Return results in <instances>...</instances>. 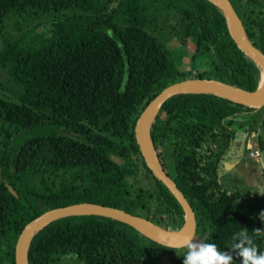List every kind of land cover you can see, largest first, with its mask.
<instances>
[{
  "label": "trees",
  "instance_id": "1",
  "mask_svg": "<svg viewBox=\"0 0 264 264\" xmlns=\"http://www.w3.org/2000/svg\"><path fill=\"white\" fill-rule=\"evenodd\" d=\"M233 1L241 6L243 0ZM154 7L183 13L182 45L194 38L196 56L210 57L218 80L257 90L258 67L207 0H0V73L15 84L11 92H0V264H16V244L29 222L73 204L123 209L172 230L184 225L181 206L146 166L135 138L148 104L186 75L148 29ZM47 15L53 17L36 25L50 26L41 43L29 45L25 35L6 32L11 18L20 32L21 20ZM248 34L264 53V20L255 19ZM255 111L213 95H181L164 104L152 130L155 147L197 215L196 235L222 251H230L242 228L250 236L264 229L258 215L264 205L223 189L218 174L221 155L236 138L234 126H243L238 119L262 128ZM259 114L264 124V108ZM35 131L48 134L20 142ZM258 142L264 152L262 136ZM132 176L139 186H129ZM164 213L172 215L173 228L164 223ZM253 239L264 252V236ZM177 251L112 219L71 217L34 238L29 261L54 264L76 257L79 264H156ZM181 251L172 264H183L186 248Z\"/></svg>",
  "mask_w": 264,
  "mask_h": 264
},
{
  "label": "water",
  "instance_id": "2",
  "mask_svg": "<svg viewBox=\"0 0 264 264\" xmlns=\"http://www.w3.org/2000/svg\"><path fill=\"white\" fill-rule=\"evenodd\" d=\"M215 5L225 18L229 34L245 56L256 64L260 71V83L255 91L228 84L217 79H185L162 90L145 108L135 126V138L146 166L160 181L181 206L185 222L177 230L162 227L144 217L131 214L123 209L90 202L78 203L66 207L48 210L29 222L23 229L15 248L16 264H30L29 252L34 238L52 223L71 217L97 216L126 224L145 238L170 249L185 248L187 239H194L197 234V215L176 182L167 174L155 147L152 130L164 104L174 97L190 94L217 96L235 104H240L256 111L264 108V53L250 40L248 33L230 0H207ZM117 163L122 162L114 157ZM227 166L232 165L226 163ZM12 193L17 196L12 188Z\"/></svg>",
  "mask_w": 264,
  "mask_h": 264
},
{
  "label": "rangeland",
  "instance_id": "3",
  "mask_svg": "<svg viewBox=\"0 0 264 264\" xmlns=\"http://www.w3.org/2000/svg\"><path fill=\"white\" fill-rule=\"evenodd\" d=\"M46 17L53 16L47 15L40 16L41 19L34 17L30 20H21L20 26L22 28V31L20 32L15 30V18H11V20L8 21L6 32L12 33L16 36L25 35L27 38L26 44L29 45L34 44L35 41L41 43L42 40H47V35L50 34V26H44L36 30V25L40 23L39 20H44ZM186 27L187 23L181 11L165 7H154L151 13V22L148 25L149 31L152 32L155 36H157L159 40L163 42L171 51L172 55L178 63L179 68L182 70L183 73L186 74L184 76L185 79H190L196 78L192 70H198L202 66L197 63L191 62V60H193L192 53L196 52V47L194 45L195 39L191 38L188 40V48H185V46L181 43L183 33L185 32ZM1 42L2 40L0 39V44ZM201 56L204 55H200V57ZM209 69L210 68L207 67V69L205 70ZM205 77L206 79H217V74L209 70L205 74ZM14 88L15 84L8 79L6 73L1 72L0 92H6L7 90H10L11 92ZM258 111H255L252 115H255V118L261 119L262 121L263 118H260L262 114L258 115ZM248 115L250 114L248 113ZM241 120L243 126H234V128L238 130V134L236 138H234L233 145L229 149L230 151L227 153L226 159H228L229 161H235L238 159L240 155L239 153H241V150L244 147H246L247 151L246 154L239 159L240 162L234 168V172L226 170L222 171L221 169V183H223L222 188L229 190L230 192H236L238 190L241 191L244 195L243 201L246 203L264 205V167L262 166L263 164H259L258 159L254 160L250 158V151L259 147L258 138L262 136L264 141V124L260 121L262 128L254 124V128L251 129V127H249L248 123L246 122L247 118L242 117ZM47 131L49 132V130ZM47 131H44L45 133L43 131H35L34 133H30L29 135H24V137L21 136L20 142H24L28 137L46 133L48 134ZM235 148L239 149V151H237ZM263 158L264 152L262 151V159ZM231 168L232 167L228 168L227 170H230ZM135 171L138 173V178H143L144 173L142 170L136 169ZM136 179L137 178L135 176L130 177L128 179L129 186L133 184H137L136 187L139 186ZM152 210H156L155 203L152 204ZM161 216L167 226H169L170 228H173V226H175V223L172 221V215L170 216L169 214L164 213ZM194 240L204 241L201 235H196ZM181 250L182 249H179V251H177L175 254H168L164 256V258H162L156 264H172L175 258L181 256ZM54 264H79V262L77 261L76 257H64Z\"/></svg>",
  "mask_w": 264,
  "mask_h": 264
},
{
  "label": "clouds",
  "instance_id": "4",
  "mask_svg": "<svg viewBox=\"0 0 264 264\" xmlns=\"http://www.w3.org/2000/svg\"><path fill=\"white\" fill-rule=\"evenodd\" d=\"M264 222V210L259 214ZM253 236H264V229H253ZM246 228H242L232 237L230 251H222L215 243H206L187 239L184 247L183 264H235L238 258L241 264H264V252H260Z\"/></svg>",
  "mask_w": 264,
  "mask_h": 264
},
{
  "label": "flooded vegetation",
  "instance_id": "5",
  "mask_svg": "<svg viewBox=\"0 0 264 264\" xmlns=\"http://www.w3.org/2000/svg\"><path fill=\"white\" fill-rule=\"evenodd\" d=\"M231 3L233 4L236 12L238 13L247 33H248V28H250L251 26L254 25V21L256 19V21H260V20H264V0H259L258 3L256 2H253V1H250V0H243L241 2V6H239L237 3H234L233 0H230ZM253 2V3H251ZM257 4V5H256ZM249 36V34H248ZM250 38V37H249ZM251 40V38H250ZM252 41V40H251ZM253 43V41H252ZM254 44V43H253ZM187 47V46H186ZM185 47V48H186ZM188 48V47H187ZM258 48V47H257ZM189 50V49H188ZM261 50V49H260ZM262 51V50H261ZM263 52V51H262ZM196 52L195 53H192L193 57L191 60V62L193 63H197L199 65H201L202 67L199 68L198 70H192L194 72V75L196 76V78H200V74H203L205 75L209 70L210 71H215L214 69V66L212 64V61L210 59L209 56H201L198 55L196 56ZM210 68L209 70H205ZM196 78H190V79H196ZM206 78V77H205ZM242 116V114H241ZM242 117H240V122H242L241 120ZM238 134V132H237ZM236 134V136H237ZM233 142L234 140L231 141V144H230V147L228 149H226L222 155H221V158H220V163H219V170H218V174H219V183L222 185L223 187V183H221V169L222 171L223 170H226V171H230V172H234V168L238 165V163L240 162L239 159L244 156L246 154V147H244L242 150H241V153H239V157L237 160H233V161H229L228 159H226V155L227 153L230 151L229 149L231 148V146L233 145ZM241 144V143H240ZM241 146V145H240ZM239 146V147H240ZM236 149V148H235ZM158 152H159V156H160V160L163 164V167L165 169V171L167 172V174L173 179V177L171 176V169H170V166L168 165L167 162H165V160L162 158L161 156V150L157 149ZM237 151H239V149H236ZM226 163H231L233 164V169L231 170H227L228 169V166ZM174 180V179H173ZM175 181V180H174ZM177 184V183H176ZM188 200V199H187ZM190 203V202H189ZM193 208V207H192ZM194 210V209H193Z\"/></svg>",
  "mask_w": 264,
  "mask_h": 264
},
{
  "label": "built area",
  "instance_id": "6",
  "mask_svg": "<svg viewBox=\"0 0 264 264\" xmlns=\"http://www.w3.org/2000/svg\"><path fill=\"white\" fill-rule=\"evenodd\" d=\"M250 157L254 160H260L262 158V151L259 148H255L250 152Z\"/></svg>",
  "mask_w": 264,
  "mask_h": 264
},
{
  "label": "crops",
  "instance_id": "7",
  "mask_svg": "<svg viewBox=\"0 0 264 264\" xmlns=\"http://www.w3.org/2000/svg\"><path fill=\"white\" fill-rule=\"evenodd\" d=\"M263 160H264V158H263V159L261 158V159L259 160V164H261V165L263 164L262 166L264 167V161H263ZM257 162H258V161H257ZM233 164H234V163H233ZM233 164H232V165H229L228 168L232 167L231 169H233V167H234ZM231 169H230V170H231ZM261 169H262V168H261Z\"/></svg>",
  "mask_w": 264,
  "mask_h": 264
},
{
  "label": "bare ground",
  "instance_id": "8",
  "mask_svg": "<svg viewBox=\"0 0 264 264\" xmlns=\"http://www.w3.org/2000/svg\"><path fill=\"white\" fill-rule=\"evenodd\" d=\"M261 86H262V87L264 86V80H263V82H262Z\"/></svg>",
  "mask_w": 264,
  "mask_h": 264
}]
</instances>
